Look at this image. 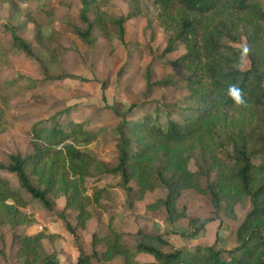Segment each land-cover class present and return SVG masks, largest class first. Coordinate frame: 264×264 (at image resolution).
<instances>
[{
  "label": "trees",
  "instance_id": "1",
  "mask_svg": "<svg viewBox=\"0 0 264 264\" xmlns=\"http://www.w3.org/2000/svg\"><path fill=\"white\" fill-rule=\"evenodd\" d=\"M80 1L83 27L75 30L91 45L94 30L108 36L109 23L115 25L117 37L123 40V24L141 13L143 0H125L130 10L119 16L102 11L101 0ZM153 5L160 26L167 33L163 53L174 51L179 42L185 47V52L173 61L184 71L188 90L181 101L187 104L181 109L182 120L168 119L161 124L157 113H144L128 120L126 115L135 107L133 104L123 113L114 110L122 118L116 136L119 161L114 167L85 149L96 138L85 128L86 121L56 120L53 115L50 125L33 124V152L25 156L11 153L6 164L0 162V169L14 173L19 183V187H14L7 177L0 176V228L10 225L15 229L30 223L32 220L21 210L30 201L40 202L49 211L57 210L58 193L66 197L67 207L75 204V223H66L74 235L75 227H83L91 216L89 206L97 204L102 195V189H97L92 196L83 197L80 193L85 179L120 175L119 184L124 189L131 180L139 193L165 188L166 197L147 207L164 206L171 224L186 217L176 209L177 199L186 188L207 192L216 211L224 199L245 195L250 197L252 209L236 230L237 246L233 249H218L215 244L174 248L167 234L142 230L138 231L135 246L129 247L123 242V232L110 228L102 237H92L93 244L105 246L101 259L121 255L124 264H264V127L257 122L233 127L229 117L234 108L243 114L264 112V5L261 0H153ZM90 11L93 18L87 16ZM36 36L41 45L45 43L46 38ZM241 37L246 39L245 47L234 45L241 42ZM11 38L12 47L22 57L39 65L44 80L72 76L50 74L43 57L47 55L35 50L37 44L19 36L14 29ZM244 57L249 60L246 69H242ZM20 77L35 82L33 78ZM152 84L147 73V88ZM231 85L240 89L243 103L238 104L229 95ZM217 148L226 150L227 162L216 156ZM193 156H197L199 167L195 172L187 167ZM211 172L216 173V178L201 187L200 176L208 177ZM21 188L30 199L24 198ZM213 218L220 219L218 215ZM211 219L196 225L197 220L190 218L191 231L180 234L194 236ZM14 237L23 264H59L57 254L47 252L42 244L51 235L40 232L26 236L15 232ZM137 253L150 254L153 261L139 262L135 259ZM96 256L95 250L90 254L79 250L74 264H90Z\"/></svg>",
  "mask_w": 264,
  "mask_h": 264
},
{
  "label": "rangeland",
  "instance_id": "2",
  "mask_svg": "<svg viewBox=\"0 0 264 264\" xmlns=\"http://www.w3.org/2000/svg\"><path fill=\"white\" fill-rule=\"evenodd\" d=\"M261 1L264 5V0ZM100 7L102 11L114 16L126 15L130 10L125 0H101ZM80 8V0H0L1 163L6 164L11 153L25 156L33 152L30 142L33 124L42 122L41 126L50 125L53 115H56V120L86 121L85 128L95 133L96 138L86 145L85 149L109 167L116 166L119 161L116 136L122 118L114 110L123 113L133 104L135 107L126 115L128 120L136 119L144 113H157L161 124H165L168 119L182 120L181 109L187 104L181 101L188 90L184 71L173 61L185 52V47L179 42L174 51L163 53L167 33L158 22L153 0H143L141 13L124 22L123 40L117 37L115 25L109 23L108 36L94 30L91 34L94 42L91 45L86 44L75 30L76 27H83ZM87 16L93 18L92 12H88ZM13 29L19 36L37 44V52L47 55L43 57L49 66L50 74L72 75L62 79V82L67 84L59 85L58 80L43 79L44 83L39 84L35 90L28 91L34 82H29L20 75L32 78L29 74L40 75L41 69L36 62L22 57L12 47ZM37 34L44 40L46 38L44 44L41 45L36 39ZM225 42L229 43L228 40ZM245 44L246 39L241 37V42L234 45L245 47ZM248 67L249 60L244 57L242 69ZM147 73L153 83L150 88H147ZM76 78L77 85L73 82ZM156 81H160V84L155 83ZM90 82L97 83L94 84L96 89L92 90ZM82 98L84 104H80ZM190 113L193 114L194 111ZM229 117L233 127H238L244 122H257L264 127V112L243 114L234 108L229 111ZM215 154L219 159L228 161L226 150L217 148ZM187 167L190 171H198L197 156L189 159ZM0 176L7 177L12 186L19 187L14 173L0 169ZM215 178V172H211L208 177L200 176L201 187H205L207 182ZM107 179H110L109 183L100 182ZM101 180L94 177L85 179L80 193L83 197L92 196L97 189H102V195L97 204L89 206L91 216L84 221L83 227H75L74 235L66 228V223H75V204L67 207L64 195L56 193L55 211L46 210L38 201H30L21 208L32 221L15 229L10 225L0 228V264H23L24 259L17 255L19 243L14 237L15 232L26 236L40 232L51 235V238L44 239L53 245L59 237L64 238L60 232L61 224L63 231L71 235L70 244L73 242L77 255L79 250L87 254L95 250L98 256L91 258L90 264H100L102 261H112L115 257L111 260L101 259L100 254L105 246L103 243L93 244V234L102 237L110 228L119 230L121 226L128 227L133 221L139 223L140 219L148 220L153 215L157 216L159 221L166 217L167 222L171 224L164 206L159 205L154 209L147 207L149 204L155 205L158 198L166 197L165 188L156 187L139 193L136 191L134 180L128 183L127 189L121 187L120 175ZM99 184L103 185L102 188ZM20 190L24 198L30 199L25 189ZM236 197L224 199L216 211L207 192L186 188L181 191L176 202L177 211H183L186 217L177 222L186 224L190 218H195V224L199 225L205 219L218 215L224 224L220 231L223 242L221 247H216L233 249L237 246L236 230L252 209L248 195L237 197V202ZM157 218L154 220L158 221ZM49 227H53L55 233H46ZM168 232L169 229L163 233L167 234L168 241L171 242L172 236L170 237ZM204 237L205 234L190 248L197 244L210 245L204 243ZM126 241L131 242L132 237L127 236ZM66 245V240H61L55 249L65 251ZM56 251L54 250L57 254ZM121 257L124 264V257Z\"/></svg>",
  "mask_w": 264,
  "mask_h": 264
},
{
  "label": "crops",
  "instance_id": "3",
  "mask_svg": "<svg viewBox=\"0 0 264 264\" xmlns=\"http://www.w3.org/2000/svg\"><path fill=\"white\" fill-rule=\"evenodd\" d=\"M76 75L78 76L77 73H76ZM81 75L84 76L83 74H81ZM29 76H31L35 80V82L33 85L31 84L32 87L29 88L28 91L29 90H35L39 84L44 83L42 74H40V75H38V73L35 75L29 74ZM85 77L90 78L88 76H85ZM76 80H78V79L77 78L73 79V82H76V85H77ZM58 82H59L58 83L59 85L60 84L61 85L67 84V83H63L62 80H58ZM90 84H91L92 90L96 89L94 84H97V83L90 82ZM80 104H84L83 98H82V102H80ZM80 106H82V105H80ZM29 112H32V111H29ZM109 180L110 179L101 180L100 182L109 183ZM98 186L101 187L103 185L99 184ZM155 218H157V216L153 215L152 218H150L148 220L140 219L139 223H137V221H133V223L128 227L121 226L119 230H121L123 232V241L128 246L134 247L136 244V241H137V234H138L139 229H143V230H145V232H148V233H159V234L163 233L165 230L169 229L170 232H168V233H170V234H168V235H170V237L172 236L171 237L172 241L171 242L169 241V242L174 248H178V247L190 248L204 234H205V237L203 239L205 240V242H204L205 244L210 243V245H211L214 243L216 246L217 245L220 246L221 243L223 242V241H221V232L220 231H221V228L223 227L224 224H223V221L221 218L220 219H214L213 217H212V219L209 218L211 220H209L203 226V228L198 230V232L194 236H191V237L190 236H184V235L180 234V233H188L191 231V228L188 225V223L184 224L181 222H177L174 225H171L167 222L166 217L161 219V221H159L158 218H157L158 221H155L154 220ZM54 220H57V219H54ZM55 223L58 224L57 222H55ZM59 225H60V232L62 233L64 238H62V236L59 237V239L54 241L53 245L48 243L47 239H44L43 245H44L45 249L47 250V252H53L54 250L55 251L57 250L55 248L57 247V244L59 241L61 242V240H64V241L66 240L67 245H66V247H64L65 251H63V250L56 251L59 264L75 263L78 255H77L76 248L73 245V242L70 244V236L71 235L68 232H67L68 233L67 234L66 231H63L62 225L61 224H59ZM46 233L52 234V233H55V231H54L53 227H49V229H47ZM66 235H67V237H66ZM127 236L132 237L131 242L126 241ZM167 240H169V239L167 238ZM201 242H203V241H201ZM58 250H60V249H58ZM122 260L123 259L121 256H117L112 261H106V262L102 261L100 264H123ZM136 260L139 262H150V261H153V257L150 254L137 253Z\"/></svg>",
  "mask_w": 264,
  "mask_h": 264
},
{
  "label": "clouds",
  "instance_id": "4",
  "mask_svg": "<svg viewBox=\"0 0 264 264\" xmlns=\"http://www.w3.org/2000/svg\"><path fill=\"white\" fill-rule=\"evenodd\" d=\"M245 52H247V49H245ZM229 95L232 96V98L238 103H243V98L241 96V91L239 88H237L235 85H231L229 87Z\"/></svg>",
  "mask_w": 264,
  "mask_h": 264
}]
</instances>
